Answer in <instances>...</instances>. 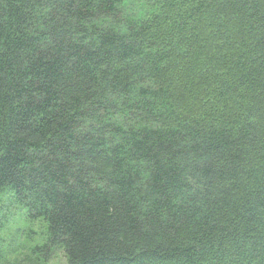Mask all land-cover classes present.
<instances>
[{
	"label": "trees",
	"instance_id": "16d2710c",
	"mask_svg": "<svg viewBox=\"0 0 264 264\" xmlns=\"http://www.w3.org/2000/svg\"><path fill=\"white\" fill-rule=\"evenodd\" d=\"M4 194L65 264H264V0H0Z\"/></svg>",
	"mask_w": 264,
	"mask_h": 264
},
{
	"label": "rangeland",
	"instance_id": "374dc122",
	"mask_svg": "<svg viewBox=\"0 0 264 264\" xmlns=\"http://www.w3.org/2000/svg\"><path fill=\"white\" fill-rule=\"evenodd\" d=\"M44 225L23 216V210L4 194L0 201L1 264H65L63 252L55 248L51 256L33 252L44 243Z\"/></svg>",
	"mask_w": 264,
	"mask_h": 264
}]
</instances>
